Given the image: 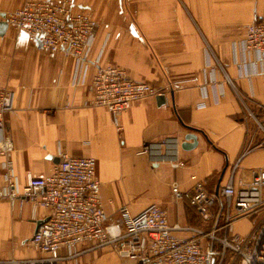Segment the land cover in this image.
<instances>
[{
  "label": "crops",
  "instance_id": "obj_1",
  "mask_svg": "<svg viewBox=\"0 0 264 264\" xmlns=\"http://www.w3.org/2000/svg\"><path fill=\"white\" fill-rule=\"evenodd\" d=\"M25 1L0 0V21ZM74 3L98 22L85 61L71 55L50 58L8 25L0 33V88L13 93L7 124L19 187L28 174L47 175L62 150L96 160L111 235L124 229L122 206L136 215L152 203L167 210L170 223L202 226L187 199L174 200L172 184L186 192L202 182L212 192L245 170L264 168V148L251 151L234 168L246 137L245 109L264 104V61L242 47L246 25L264 21V0ZM107 64L122 67L134 80L169 87L165 100L138 99L116 120L105 108L90 105L87 86L96 69ZM247 125L253 127V122ZM187 133L196 136L188 150L180 147ZM164 139H175L161 151L171 157L176 145L174 160L181 166L139 153L144 144ZM154 160L157 167H152ZM2 173L0 169V187ZM185 202L193 208L191 214L185 213ZM46 218L43 208L29 202L19 207L0 198V258L37 256L29 241ZM95 251L59 264L82 259L89 264Z\"/></svg>",
  "mask_w": 264,
  "mask_h": 264
},
{
  "label": "built area",
  "instance_id": "obj_2",
  "mask_svg": "<svg viewBox=\"0 0 264 264\" xmlns=\"http://www.w3.org/2000/svg\"><path fill=\"white\" fill-rule=\"evenodd\" d=\"M3 19L28 41L39 44L48 57L71 55L80 61L87 59L98 27L90 12L77 8L74 0H26L21 7L6 12ZM242 47L257 61H264V21L246 25ZM168 88L134 80L115 64L98 67L87 86L89 104L105 108L115 120L134 101L166 95ZM12 99V91L0 88V169L4 180L0 198L17 202L19 207L29 202L34 208L45 209L47 218L29 241L37 256L0 258V264H59L104 247H111L122 264H128L127 260L131 264H264L263 167L241 172L217 192L208 191L202 182L186 192L172 184L174 200L187 199L202 226L170 223L167 210L152 203L136 215L122 206L124 229L111 235L94 158L59 150V160L47 175L28 174L26 183L19 187L7 124ZM244 119L246 137L234 168L251 151L264 148V104L246 108ZM248 121L253 127L247 125ZM174 140L146 143L139 153L154 159L167 158L172 167H179L182 163L174 160L176 145H172L171 157L161 151ZM151 164L157 167L159 162ZM256 214L261 218L252 231L246 235L234 231L236 221ZM185 232L188 235L182 234ZM79 246L84 249L77 250Z\"/></svg>",
  "mask_w": 264,
  "mask_h": 264
},
{
  "label": "rangeland",
  "instance_id": "obj_3",
  "mask_svg": "<svg viewBox=\"0 0 264 264\" xmlns=\"http://www.w3.org/2000/svg\"><path fill=\"white\" fill-rule=\"evenodd\" d=\"M184 204H185L184 205L185 213L187 215L191 214L190 212L193 211V208L190 207L189 204L186 202ZM194 211H195V209H194ZM195 213H196V211H195ZM259 215L256 214V215L250 216L249 218L245 217L243 219H240L238 222H236L237 224H235V231L242 234V235H246L247 233L252 231L255 228V226L257 225L259 219L261 218V216H259ZM193 218L195 221H197L198 224H201L200 222H202V221L200 219H198V214H197V219H196V216H194V214H193ZM198 226H200V225H198ZM97 250H99V251H95L97 253L90 254L89 264H122V260L116 255L115 251L111 247H104L102 249L99 248ZM100 256H101L100 259L95 260L96 258H98ZM93 260H95V261L93 263H91ZM71 263L72 264H88V262H86L85 259L73 261ZM127 263L131 264V262L129 260H127Z\"/></svg>",
  "mask_w": 264,
  "mask_h": 264
},
{
  "label": "water",
  "instance_id": "obj_4",
  "mask_svg": "<svg viewBox=\"0 0 264 264\" xmlns=\"http://www.w3.org/2000/svg\"><path fill=\"white\" fill-rule=\"evenodd\" d=\"M2 17L4 18V14L2 15ZM7 27V23L5 21H0V33ZM156 98L159 101H164L165 100V96L164 95H159L156 96ZM189 140H192V143H189ZM196 144V136L192 133H187L184 135V141L180 143V147L182 149H191L195 146ZM222 177V173L220 176V179ZM219 179V180H220ZM219 185L216 187V192L218 191ZM42 222H39L38 224L40 225Z\"/></svg>",
  "mask_w": 264,
  "mask_h": 264
}]
</instances>
